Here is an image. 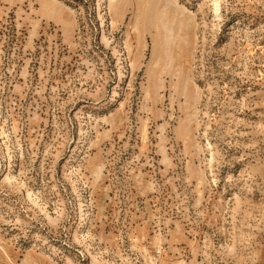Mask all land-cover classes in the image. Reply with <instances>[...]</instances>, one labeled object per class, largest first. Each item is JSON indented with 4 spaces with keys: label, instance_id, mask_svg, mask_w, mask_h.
<instances>
[{
    "label": "rangeland",
    "instance_id": "374dc122",
    "mask_svg": "<svg viewBox=\"0 0 264 264\" xmlns=\"http://www.w3.org/2000/svg\"><path fill=\"white\" fill-rule=\"evenodd\" d=\"M166 1L0 0V264H264V0Z\"/></svg>",
    "mask_w": 264,
    "mask_h": 264
},
{
    "label": "bare ground",
    "instance_id": "6f19581e",
    "mask_svg": "<svg viewBox=\"0 0 264 264\" xmlns=\"http://www.w3.org/2000/svg\"><path fill=\"white\" fill-rule=\"evenodd\" d=\"M158 4H157V7L161 10V13H159V14H162L163 16L164 15H170V13H174V11L175 10H173L172 8H171V6H170V4L166 1V0H158V2H157ZM47 6V5H46ZM157 10V9H156ZM47 12V11H46ZM52 12V11H51ZM51 12L50 13H48V14H51ZM162 12H164V13H162ZM53 13V12H52ZM156 13H157V11H156ZM173 15V14H172ZM155 18V17H154ZM156 19H158V18H156ZM155 20V19H154ZM162 22V21H161Z\"/></svg>",
    "mask_w": 264,
    "mask_h": 264
}]
</instances>
